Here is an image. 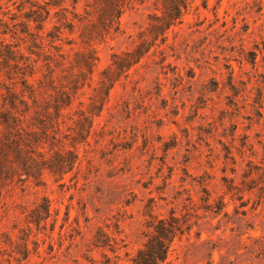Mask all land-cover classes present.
I'll use <instances>...</instances> for the list:
<instances>
[{"label":"rangeland","instance_id":"1","mask_svg":"<svg viewBox=\"0 0 264 264\" xmlns=\"http://www.w3.org/2000/svg\"><path fill=\"white\" fill-rule=\"evenodd\" d=\"M87 1L78 12L85 14ZM157 1L127 10L121 30L94 45L92 86L67 110L58 143L80 153L76 170L60 181L46 172L45 185L16 182L7 190L0 202V264H132L155 220L171 215L188 229L162 264H264V0H209L208 7L195 0L168 43L115 85L89 141L73 144L69 136L103 70L115 53L137 43ZM23 2L4 0L1 15L6 6L18 13ZM67 5L72 11V0ZM61 17L53 13L46 30L62 25ZM63 30L58 86L78 72L83 49L79 27ZM12 35L0 33V41L29 54L32 37ZM43 65L41 59L31 78L37 87ZM41 91L40 98H49ZM42 196L52 200L53 216L47 230L32 235L40 254L31 241V257L20 263L10 256L11 240L21 242L26 215ZM100 228L111 246H94Z\"/></svg>","mask_w":264,"mask_h":264},{"label":"trees","instance_id":"2","mask_svg":"<svg viewBox=\"0 0 264 264\" xmlns=\"http://www.w3.org/2000/svg\"><path fill=\"white\" fill-rule=\"evenodd\" d=\"M3 1L0 0V12ZM68 1L70 0H26L18 5V13L12 12L10 6L2 11L3 16L0 13L1 34L11 33L14 38L21 37V32L33 40L28 47L29 54H25L19 44L0 41V78L4 76L0 89L6 90L5 93L0 91V202L16 182H31L35 186H41L46 184V172L58 177L60 181L76 170L80 153L73 148L58 147L62 124L65 123L62 119L73 106L78 93L85 90L86 85L92 86L90 81L93 80L99 60L94 45L119 32L122 15L147 0L87 1L85 14L77 11L81 0H72V11L67 5ZM194 1H157V12L150 15L148 27L139 33L137 43L131 49L115 53L111 64L103 70L99 85L94 87V93L90 97L88 109L80 111V117L73 128L74 134L69 135L73 144L89 141L95 119L101 116L110 101L112 89L123 77H128L129 72L149 56L153 49L168 43L169 32L181 24ZM202 1L205 7L209 6V0ZM221 1L219 0V4ZM26 3L29 4L28 7ZM53 13L62 15L63 24H55L53 30L47 31V21ZM77 27L83 45V49L77 52L74 65L78 72L64 75L65 80L58 86L57 69L64 66L58 56L64 58V54L57 41L62 40L64 28L75 33ZM44 32H48L46 36ZM41 59L46 72L43 73V78L37 79V87L31 78L36 77ZM43 88L47 89L49 98H40ZM259 99L263 106L264 93L260 94ZM52 216V200L42 196L41 201L26 215L28 225L21 230V242L11 240L13 250L10 256L20 263L29 260L32 254L31 241L35 245L34 251L40 254V240H33L32 235L35 229L39 232L47 230ZM50 224L54 231L56 223ZM153 226L152 235L132 257V264H162L168 258L175 239L188 229L186 223L174 215L156 219ZM93 243L95 247L112 245L109 234L102 228L94 235ZM116 250L117 247H114V252Z\"/></svg>","mask_w":264,"mask_h":264}]
</instances>
